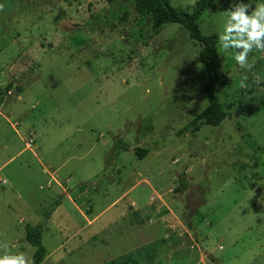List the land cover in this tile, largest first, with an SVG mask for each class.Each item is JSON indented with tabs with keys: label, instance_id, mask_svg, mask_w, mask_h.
<instances>
[{
	"label": "rangeland",
	"instance_id": "obj_1",
	"mask_svg": "<svg viewBox=\"0 0 264 264\" xmlns=\"http://www.w3.org/2000/svg\"><path fill=\"white\" fill-rule=\"evenodd\" d=\"M195 1L168 0L188 12ZM235 2L215 0L197 21L202 34L218 36L216 97L229 116L192 131L207 106V77L200 45L181 25L154 33L133 1L0 0V245L31 264L25 226L41 224L40 264H103L112 259L92 256L95 226L66 196L91 219L127 190L147 200L152 187L181 225L170 233L177 242L156 245V258L142 264H213L207 254L217 264H264V152L252 143L264 147V51L253 48L241 67L243 49L223 50ZM242 2L250 14L264 0ZM117 137L129 150L109 162ZM138 147L147 153L134 154Z\"/></svg>",
	"mask_w": 264,
	"mask_h": 264
},
{
	"label": "trees",
	"instance_id": "obj_2",
	"mask_svg": "<svg viewBox=\"0 0 264 264\" xmlns=\"http://www.w3.org/2000/svg\"><path fill=\"white\" fill-rule=\"evenodd\" d=\"M107 3L113 2H129L133 1L134 9L143 16H150L151 28L154 33H158L165 24H179L187 32L190 40L197 42L200 49L197 53V61L202 65L203 71L207 77V83L203 88V92L207 98V106L196 116L189 124L192 131H197L202 126L217 127L225 120L229 113L224 108L220 100L216 97V87L220 81V59L217 50L218 36L213 34H202L197 25V21L205 10L215 2V0H196L191 12L183 11L172 7L168 0H105ZM264 43V41H262ZM8 85L5 94L12 88ZM17 92L21 89L16 86ZM1 102V98H0ZM253 148L257 151L264 152V147L256 145L253 141ZM251 144V142H250ZM113 152L109 162L116 158L122 151L129 148L125 142L117 137L113 144ZM146 149H135V154L144 156ZM181 188H179L180 190ZM43 226L26 225L25 240L34 248L31 264H40L46 257V249L41 242V234ZM165 239L155 241L146 247L139 248L135 251L126 253L116 259H112L103 264H142L144 261H152L156 258V245L164 242Z\"/></svg>",
	"mask_w": 264,
	"mask_h": 264
},
{
	"label": "crops",
	"instance_id": "obj_3",
	"mask_svg": "<svg viewBox=\"0 0 264 264\" xmlns=\"http://www.w3.org/2000/svg\"><path fill=\"white\" fill-rule=\"evenodd\" d=\"M18 99H20V97H18ZM133 153L135 154V150ZM105 168L106 170L110 169V164H106ZM44 171L48 172L45 169ZM117 172L120 173V170L117 169ZM67 181L66 179V182ZM56 184L63 193H67L59 182L56 181ZM149 191H152L150 197L139 203L135 197H128L131 192L129 193V190H127L111 205L99 210L91 219L86 216L87 214L84 215L82 213L80 207L76 203V199H71L68 195L66 196L75 209L83 216L86 226H95V235L91 234L88 237L91 243V254L94 258L116 259L121 255L146 247L151 243L149 242V237L154 235L156 231L160 232V239H165L163 242L164 246H172L177 242L176 240L173 241L174 236L170 235V233H173L176 228L181 225L179 218L176 216L177 210L171 208L166 203L163 196L156 194L152 187H149ZM81 195L82 194L79 196L81 197ZM79 196H77V200H79ZM60 207V205L56 204L55 207L49 211V215L44 222L45 225H47L54 215L58 214ZM111 210H117L118 215L108 221V218L111 216L108 213ZM86 212L89 213L90 208L87 209ZM61 223L60 227L66 224L63 218H61ZM149 229H151V231H149ZM80 234V232H75L73 237L67 239V242L74 238H78Z\"/></svg>",
	"mask_w": 264,
	"mask_h": 264
},
{
	"label": "clouds",
	"instance_id": "obj_4",
	"mask_svg": "<svg viewBox=\"0 0 264 264\" xmlns=\"http://www.w3.org/2000/svg\"><path fill=\"white\" fill-rule=\"evenodd\" d=\"M251 6L247 3H234V5L226 11L228 17L224 34L219 37V41L224 51L229 48L243 49L235 53V60L241 67L247 64L249 52L256 48L264 51V3L257 4L255 9L249 14ZM234 22V23H233ZM239 36L236 39L235 36ZM247 36V40L243 37ZM224 41H231L223 43ZM255 45V47H253ZM4 249V255L0 256V264H30L28 258L23 254H10L6 244L0 245Z\"/></svg>",
	"mask_w": 264,
	"mask_h": 264
},
{
	"label": "water",
	"instance_id": "obj_5",
	"mask_svg": "<svg viewBox=\"0 0 264 264\" xmlns=\"http://www.w3.org/2000/svg\"><path fill=\"white\" fill-rule=\"evenodd\" d=\"M206 259L209 260L213 264L219 263V260L217 258L213 257V255H211V254H207Z\"/></svg>",
	"mask_w": 264,
	"mask_h": 264
},
{
	"label": "built area",
	"instance_id": "obj_6",
	"mask_svg": "<svg viewBox=\"0 0 264 264\" xmlns=\"http://www.w3.org/2000/svg\"><path fill=\"white\" fill-rule=\"evenodd\" d=\"M32 144H34V142H33L32 139H30V140L27 142V144H26L27 148H28V149L33 148V147H32Z\"/></svg>",
	"mask_w": 264,
	"mask_h": 264
}]
</instances>
